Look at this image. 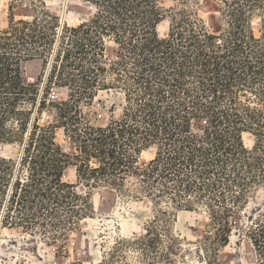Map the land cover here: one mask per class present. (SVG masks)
<instances>
[{"label":"trees","instance_id":"16d2710c","mask_svg":"<svg viewBox=\"0 0 264 264\" xmlns=\"http://www.w3.org/2000/svg\"><path fill=\"white\" fill-rule=\"evenodd\" d=\"M85 1L96 12L77 26L62 23L44 2L34 5V16L12 13L0 26V145L21 150L19 160L0 157L2 223L71 230L92 210L93 189L125 192L134 178L137 195L159 209L145 235L119 238L91 264H128L126 248L140 264H175L182 250L172 234L175 212L197 210L208 214L202 240L214 255L206 264H215L233 233L231 219L264 185V0H213L220 20L212 23L191 5L200 0H174L170 11L162 0ZM168 16L169 33L161 37ZM32 60L48 69L47 86L69 91L67 100L40 95L25 73ZM112 90L124 93L126 107L96 122L84 109ZM45 113L51 121L43 124ZM60 130L74 152L59 142ZM153 147L155 158L141 166ZM68 167L85 194L63 180ZM249 219L256 264H264V207Z\"/></svg>","mask_w":264,"mask_h":264},{"label":"rangeland","instance_id":"374dc122","mask_svg":"<svg viewBox=\"0 0 264 264\" xmlns=\"http://www.w3.org/2000/svg\"><path fill=\"white\" fill-rule=\"evenodd\" d=\"M44 2L46 8L58 16L62 23L69 26H77L89 21L95 15V7L85 0H1L0 26L4 27L12 13L16 18L32 17L35 14V4L41 6ZM166 10L177 8L174 0H162ZM194 6L199 15L207 23L220 20L218 3L213 0H200ZM190 6V8H192ZM170 15V14H169ZM263 18L259 14L254 19V28ZM170 18L162 22L158 27L161 37L169 33ZM108 54L113 57L116 46L108 43ZM36 61V62H35ZM28 81L37 83L40 87V95L45 93L50 100L63 101L68 99L69 91L57 86H47L48 69L44 71L41 60L29 61L25 66ZM126 107L123 92L100 91L92 106L84 110L92 119L101 124L109 122L112 117L118 118ZM51 121L50 115L45 113L42 123ZM198 124V123H195ZM59 142L65 151L74 152L72 146L64 136L63 130L58 134ZM245 143L248 148L253 146V139L245 135ZM156 148L153 147L143 152L140 165L143 166L155 158ZM21 150L19 145H0V157L19 160ZM63 180L77 185V190L86 192L83 185H79L76 170L68 167ZM139 188L137 180L131 178L126 183L125 192H117L100 186L91 191L93 208L83 220H76L71 230L56 229L44 223V226L29 227L16 225L5 227L3 220L7 211V201L0 207V264H72L82 262L84 264L98 263L102 261L114 247L119 238L133 239L145 235L148 223L156 215L158 206L145 195H137ZM11 191V190H10ZM9 198V194H8ZM246 209H241L232 219L233 233L229 243L220 248L215 264H256L255 249L247 236V225L250 217L264 207V185L253 190L248 199ZM165 203H163V206ZM172 225V234L179 238L182 250L174 256L175 264H206L214 255L211 247L207 253L202 240L205 225L209 222L208 214L203 210L178 211ZM68 229V228H67ZM63 233L67 237L60 238ZM57 234L58 237H54ZM199 256L202 259L199 260ZM128 264H140L139 254L131 249L124 250L122 258ZM219 262V263H216Z\"/></svg>","mask_w":264,"mask_h":264},{"label":"bare ground","instance_id":"6f19581e","mask_svg":"<svg viewBox=\"0 0 264 264\" xmlns=\"http://www.w3.org/2000/svg\"><path fill=\"white\" fill-rule=\"evenodd\" d=\"M36 62V61H35Z\"/></svg>","mask_w":264,"mask_h":264}]
</instances>
